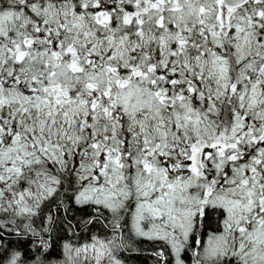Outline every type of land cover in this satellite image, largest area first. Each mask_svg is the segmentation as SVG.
<instances>
[{
	"label": "snow or ice",
	"instance_id": "1",
	"mask_svg": "<svg viewBox=\"0 0 264 264\" xmlns=\"http://www.w3.org/2000/svg\"><path fill=\"white\" fill-rule=\"evenodd\" d=\"M0 264H264V0H0Z\"/></svg>",
	"mask_w": 264,
	"mask_h": 264
}]
</instances>
